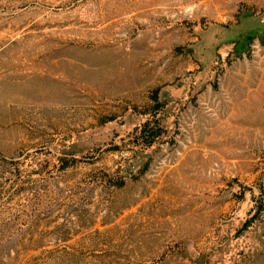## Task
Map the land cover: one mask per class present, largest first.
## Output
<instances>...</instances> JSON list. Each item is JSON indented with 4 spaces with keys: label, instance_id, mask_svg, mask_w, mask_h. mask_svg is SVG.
<instances>
[{
    "label": "rangeland",
    "instance_id": "obj_1",
    "mask_svg": "<svg viewBox=\"0 0 264 264\" xmlns=\"http://www.w3.org/2000/svg\"><path fill=\"white\" fill-rule=\"evenodd\" d=\"M0 264H264V0H0Z\"/></svg>",
    "mask_w": 264,
    "mask_h": 264
}]
</instances>
